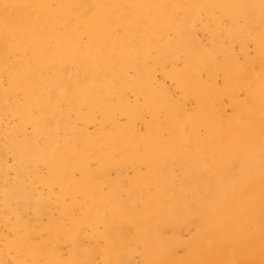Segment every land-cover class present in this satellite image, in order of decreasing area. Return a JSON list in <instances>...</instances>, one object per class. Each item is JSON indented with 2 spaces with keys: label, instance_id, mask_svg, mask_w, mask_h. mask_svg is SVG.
I'll use <instances>...</instances> for the list:
<instances>
[{
  "label": "bare ground",
  "instance_id": "obj_1",
  "mask_svg": "<svg viewBox=\"0 0 264 264\" xmlns=\"http://www.w3.org/2000/svg\"><path fill=\"white\" fill-rule=\"evenodd\" d=\"M46 1L0 2V63L1 57L6 56L8 51L3 47L5 36H14L16 30L42 32L43 37L47 36L48 27L42 24L46 15ZM59 1L65 9L67 21L74 14H77V21L86 22L91 18L86 7L94 6L95 1ZM126 1L117 0V3ZM132 3L133 14L130 6L120 10L119 15L115 16L122 19L124 38L121 39V33H118L109 43L101 47L92 46L84 54V57L93 56L100 51L113 49L119 57L114 68L108 69L111 71L108 75L95 71L100 67L99 62L93 67L88 66L92 72L84 73L81 70L82 76L86 74L85 84L88 86L84 101L93 109L102 108L101 113L107 116L108 112L104 109L109 101H106L102 85L112 91L122 90L127 70H131L129 86L140 87V94L146 98L145 108L150 119H157V104L165 118L146 127L145 139L140 135L137 138L131 136L126 130L119 132L115 140L104 130L108 127L115 132L117 124L107 120L100 123L101 127H97V132L92 128L91 135L82 131L70 134L63 130L60 135L54 136V132L59 129V122H65L67 112H63L62 108L72 101L70 90L65 85L55 87L53 81L49 82L50 78L49 81L45 80L41 89L50 91L54 88L55 92L40 96L32 77L35 68L30 62L24 60L11 70L8 74L13 83H18L20 92L25 93V99L5 103L0 88V115L16 116L19 121H29L35 132L30 138L9 145L10 169L15 176L13 181L10 182L7 178V163L0 159V205L9 209L13 216L8 229L11 235L4 244V248L12 253V258L8 259L7 253L0 251V264H252L247 258L248 252L255 251L254 255L261 257L260 250L264 248V112L261 107L264 101V61L258 66H252V61L245 59L244 64L239 65L236 57L245 52L242 43L249 37L256 40L264 37V0L128 2L129 5ZM34 6L39 8L35 18L32 11ZM217 9L233 22L234 28L224 33V39L229 37V40L239 46L236 53L225 46L222 39L218 43L216 38H212L209 46H201L197 41L194 34L199 23L197 17L203 14L211 21L215 20ZM17 18L34 20L40 25L35 30L31 24L24 26L21 22L17 23ZM112 18L114 15H103L104 22H94L93 26L100 24L98 30L106 33L113 28L109 22ZM143 26L147 28L146 34L142 33ZM41 39L32 47V53H35L32 60L37 61L43 53L46 64H54L56 67L61 64V67L55 68L59 74L62 61L57 56L58 50H52L46 38ZM60 41V38L55 39L58 47ZM253 46L255 50L259 43L255 42ZM179 53H182L185 62L180 63L176 71L166 66L167 69L163 68L162 74L177 83L180 96L190 95L194 98L193 118L184 113L185 109L181 104L176 103L167 109L168 98L163 92V86L158 84L151 88L148 81L153 78V72L144 66L146 61L161 56L171 61ZM216 54L219 56L215 70L216 65L211 64V61ZM197 62L201 65L197 66ZM207 72L212 76L219 72L229 81L228 88L217 91L216 83L212 80L204 82L201 73ZM95 80L102 84L94 85ZM25 86L28 88L24 91ZM72 89L76 90V87L72 86ZM12 91L13 88L9 91V96L17 89ZM240 91L253 99L254 110L247 114L242 113L237 101ZM223 96H226L233 109L227 122L222 120V116L217 118L220 114L217 105ZM30 98L36 101L33 106L28 107L27 101ZM100 100L104 102L100 103ZM122 103L120 105L118 102V112L133 122L135 112L129 110L131 108L127 107L123 97ZM152 106L154 109H151ZM45 107L47 109L42 110ZM190 121L196 129L200 128L205 132L202 152L212 157L211 167L201 159V153L187 154L182 147L184 134L185 139L194 140L187 130ZM158 126L165 133L167 147L164 150H160L154 142ZM85 135L88 142L82 139ZM98 136L101 144L108 145L109 155L117 167L123 161L134 164L135 160L132 159L135 153L130 152V144H135V141L140 144L138 162L144 171L139 176L134 174L130 185L126 184L124 190L123 186L117 190L115 181L108 177L98 178L99 172L90 173L83 166L71 163L75 155L74 148L88 146L89 143L92 147L91 158L94 161L101 160L105 166L104 148L94 142ZM37 140L40 142L38 146ZM228 141V152L226 156H222L219 154V146L228 145ZM118 142H127V150H117L121 145ZM76 157L81 158L78 155ZM194 161L200 162L198 168L194 167ZM173 163L175 168H172ZM42 166L47 170V174L43 176L38 174ZM109 166L99 169L106 173ZM75 170L79 176L76 181L70 178ZM200 170L208 174L207 189L199 186L196 181V174ZM136 184H142L152 191L142 197L144 200L137 199L138 203H135L138 193ZM37 186L41 191L44 189L45 193L37 191ZM205 190L212 196L219 192H224L225 196L213 197V200L210 199L211 196L203 198ZM133 201L135 208H140L139 210L134 209ZM18 204L22 208L31 204V217L27 221H23L22 213H18ZM49 206L57 211L55 220L46 217L47 213L49 215ZM189 221L193 223L190 225ZM156 222L163 228L171 225L176 229L173 231L169 227L170 232L164 237L156 228ZM97 226L102 227L101 232L97 231ZM188 227L192 233L188 239H181L180 231ZM82 231L94 239V244L85 253L84 262L74 253H70L65 262L54 256L59 251L55 244L60 238L74 239ZM127 246L131 247L130 252ZM177 249L180 255H176Z\"/></svg>",
  "mask_w": 264,
  "mask_h": 264
},
{
  "label": "rangeland",
  "instance_id": "obj_2",
  "mask_svg": "<svg viewBox=\"0 0 264 264\" xmlns=\"http://www.w3.org/2000/svg\"><path fill=\"white\" fill-rule=\"evenodd\" d=\"M2 0H0L1 2ZM95 1L94 6H87L86 10L90 13L91 18L88 19L86 22L77 21L76 15H71L68 18L65 16V9L62 6V2L59 0H47L44 4V8L46 11V15L43 18L42 24L46 25L48 27V34L46 37L42 36V32H22L19 30H16V34L14 36H5L4 41V48H7L8 51L6 53V56L1 57V63H0V88L2 90V97L4 98L5 103H11V102H18L19 100L24 98V92H20L18 88V83L12 81L11 75L8 74L11 70L14 68H17L18 64H21L24 60L27 62H30L31 66L35 68V73L32 75L33 79H35V84L38 88L39 95L44 96L46 94L54 93V88L52 90H46L41 89L42 85L45 83V80H48L51 78L50 83L53 81L55 83V87L59 85H65V87L70 90V93L72 94V101L71 103L65 104L66 106H63L62 111L67 112V116H65V122L64 124L59 122V129H57L54 132V136L60 135L63 130L74 134L78 131H82L86 135H91L92 128H94L97 132V127H101V124L103 120L108 121H115L117 124V131L113 132L111 128H106L104 131L108 133V135L115 139L118 138L119 132H126L128 130L129 135L136 136V138L140 135L142 139L147 138V130L146 127L150 124H153L154 122H161L165 118V114L160 110V107L157 104V110H158V116L156 120L150 119L149 115L146 113L145 108V95L140 94V87L139 88H132L129 86L130 77L132 76L131 70H127V77L125 78V83L123 85L122 90L120 91H112V89L106 87L105 85H102L105 88V96L106 101H109V105L106 106L104 110L108 112L107 116L104 117L101 113L102 108H91V106L84 101V98L87 96L86 88L88 86L85 84V76H82L81 70L85 72H92V69L90 67L95 66L97 62L100 63V67L104 68L107 72L101 70L100 67L96 68L95 71H100L104 75H108L111 73V71H108L111 67L114 68L115 64L118 63L119 57L117 56V52H115L113 49L110 50H104L98 52L96 55L93 56H87L84 57V54L91 49L92 46H98L101 47L102 45H105L109 43L118 33H121L120 38L123 39V30H122V24H121V17L116 18V15H119V11L123 10L124 8L127 9L131 6L130 10L134 11L133 3L132 5H129L128 2L130 0H127L126 2H119L117 3V0H93ZM32 11L34 12L33 18L36 17L39 13L38 6H34L32 8ZM32 11L27 10V12L32 13ZM115 11V13L112 12ZM137 13V12H136ZM103 15L110 16L114 15V18H112L111 22L113 25L112 30L108 32H102L98 30V26H93L94 22H104ZM147 17V13L144 14ZM201 15V16H200ZM197 17V21L199 22L197 24V27L194 31V34L196 35L197 41L201 44V46H209L211 43L212 38H216L218 40V43L221 42L219 39H222L223 44L225 46H229L232 48L233 52L236 53L239 50V46L234 43L233 40H229V37L224 39V33L231 31L234 28V25L232 24V20L230 18H225L221 12L220 9H217L215 13V20H210L209 17L203 16V14H200ZM25 16V15H21ZM20 16V17H21ZM178 18L180 15H176ZM0 19L2 17L0 16ZM16 22H21L24 26H28L31 24V26L37 30V27L40 25L36 21H29L25 18H19L16 19ZM263 23H264V17H263ZM201 24V25H200ZM260 25V24H259ZM147 28L143 26L142 33L146 34ZM41 38H46L49 41V45L52 48V50H58V58L62 61V68L61 72L57 74L55 68L61 67V64L59 67H56L54 64L48 65L46 64V58L44 54L38 58L37 61L32 60L31 57L35 55V53H32V47L37 43L39 40L41 41ZM61 39L60 46L58 47L56 45L55 39ZM45 39V40H46ZM77 39V44H76ZM75 41V43H72ZM136 43V40H134ZM258 42L259 46L255 47L254 50V43ZM242 47H245V52H241L236 57V62L239 65L244 64V60H251L252 66H258L262 64L264 61V37L256 40L252 36L249 37L247 40H245L242 43ZM219 55L216 54L214 59L211 61V64L216 65L215 70L217 69V57ZM182 53H179L173 60L168 61L165 56H161L158 58H153L151 60H148L145 62L144 66L150 68L153 72V78H151V88H155L158 84L163 86V92L166 94L168 98L167 103V109H169L174 104H181V106L184 107L185 111L184 113L188 116L190 114V118H193V112H194V98L190 95L186 96H180L179 95V89H177V83L174 80H171L170 78L165 77V74H162L163 68L167 69L166 66H170L172 71H176L179 69L180 63H184L185 60L182 58ZM88 60V62H85ZM37 62V63H36ZM197 66H200L201 63L197 62ZM90 66V67H88ZM225 69V68H224ZM212 70V67H211ZM226 70V69H225ZM257 70V69H256ZM11 73V72H10ZM93 75V74H92ZM91 75V76H92ZM203 77L204 82H211L216 83V90L217 91H224L229 86V81L226 80L224 76H222L219 72L215 76H212L210 72H207L205 74L201 73ZM208 75V76H207ZM94 85L99 86L102 83L99 82V80H95L93 82ZM72 86L76 87V90L72 89ZM13 88V91L15 88L17 91H12L13 93L9 96V91H11ZM28 86H25L24 91L27 90ZM60 89V88H59ZM131 91H130V90ZM26 94H28L26 92ZM121 94V96H120ZM38 95V98H40ZM26 96V95H25ZM122 97L124 100H126V105L128 108H131L129 110H132L135 112V120L131 122L128 120L125 116H123L121 113L118 112V102L119 104L122 103ZM25 99V98H24ZM35 99H28V107L33 106L35 103ZM237 101L240 104V108L242 113L247 114L250 111L254 110L252 101L253 99L246 97L244 95L243 91H240L237 96ZM104 101L100 100V103ZM99 103V104H100ZM218 108H220V114L217 116H222V120L227 122L229 118L233 114V109L230 107V103L226 96H223L221 101L217 105ZM262 110L264 112V101L261 103ZM49 108V107H48ZM47 109L45 107L42 110ZM151 109H154V106L151 107ZM110 117V118H108ZM111 119V120H110ZM91 122V124H88V122ZM21 123V124H20ZM100 124V125H99ZM99 125V126H98ZM258 127V126H257ZM158 133L156 134V139L154 142L160 147V150H164L167 147V142L165 139V133L161 129V127L158 126ZM187 130L191 132L194 140L190 141L188 139H185V134L183 135L182 140L184 141L183 148L186 151V153L200 155L201 153V159L205 161L209 167L212 166L213 160L212 157L206 155L205 152H202L203 149V135H205V132L203 129H196L193 122L190 121L187 125ZM34 129L30 125L29 121H19L16 116H4L0 115V159L4 160L8 165L7 170V178L10 179V182L13 181L15 178L13 171H11L10 166V156L11 152L9 148V145L13 142L26 140L31 137V135H34ZM264 133V132H263ZM83 136L82 139L86 140L88 142L87 137ZM104 138V136L102 137ZM116 140V139H115ZM94 142L98 145L104 148V155L106 158L105 166L102 165L101 160L94 161L91 158L90 151L92 149L91 145L88 143V146L80 145L75 147L73 152L75 155L72 158L71 163L76 164V166H83L85 171H88L90 173L99 172L97 174L98 178L102 177H108L110 180L115 181V186L117 190L121 186L130 185L129 182L131 178L134 176V174L137 173V175H141L144 171L143 167L141 166L140 162H138L139 158V147L140 144L135 141V144H130V148L132 153L134 154V157L132 160H135L134 164L128 163L126 161H123L121 166L117 167L114 165V161L109 155L108 152V145L101 144V138L98 136L94 139ZM121 145L117 148L119 151H126L127 150V142H118ZM220 143H222V140L220 139ZM40 144V142L37 140V146ZM230 145V141H228V145H220L219 146V154L222 156H226L228 152V146ZM76 155H78L81 158H77ZM158 156V155H157ZM264 157V154H263ZM173 162V161H172ZM65 163H69V161H65ZM112 166H109V165ZM194 167L198 168L200 165L199 161H194ZM107 167L106 173H102L99 167ZM172 168H175L174 163L172 165ZM47 170L44 166H42L38 174L43 176V174L46 173ZM80 174V173H79ZM176 176H179V174H176ZM197 178L196 181L199 186H203L206 188V181L208 178V174H205L203 170H200L199 174H196ZM70 178L73 180H77L79 178L78 172L75 170L73 174H71ZM123 181V183H121ZM191 182V181H190ZM189 182V184H190ZM122 184V185H120ZM181 185H184V183L181 182ZM37 191H41V188L37 186ZM135 189L138 192L136 194L135 201L137 199L144 200V198L149 194L152 193L151 188H146L142 184H136ZM207 189V188H206ZM135 191V193H136ZM147 191V192H145ZM40 193H45V190L43 189ZM211 196L210 199L213 200V197H223L225 196L224 192H219L216 196H212L211 193L208 190L203 191V198ZM132 203V206L137 211L140 208H135L134 202ZM135 203H138L136 201ZM16 209L19 214L22 213L24 220L27 221L31 217V204L28 206L22 208L19 204L16 206ZM49 210V215L47 213V219L55 220L57 218V211H55L51 206L48 207L47 212ZM197 210V209H196ZM46 215V214H45ZM77 216V215H76ZM187 217V216H186ZM185 217V219H186ZM13 220V216L11 215V211L2 205H0V251L4 252L8 259L12 258V253H10L7 249L4 248L5 242L10 238V232H8L9 226ZM46 220V218L44 219ZM156 222L155 226L159 230L160 233H163L164 237H167L169 234V227L173 229V231L176 228H173L171 225L169 227L163 228L161 224H157ZM193 221H189L188 224H192ZM97 231H102L101 226H97ZM192 233V230L190 227L187 229H183L180 231V234L182 235L181 239H188L190 234ZM89 234L85 231H82L78 236H76L74 239H67L64 240L63 238L59 239V242L56 243L55 247L59 249L57 253L54 254L55 257H60L63 262L68 260V257L70 253H74L79 256L81 262H84L85 259V253L89 251V248L91 245L94 244V239L89 238ZM37 241V240H36ZM91 243V244H90ZM129 252L131 251V247L127 246ZM263 250H260L261 257L258 258L256 255H254L255 251H251L247 253V258L252 261V264L255 263H263L264 262V248ZM263 252V254H261ZM181 253L179 250H176V255H180ZM75 255V256H76ZM259 255V256H260ZM137 261V260H136ZM133 261H131L132 263ZM40 263V261H39ZM41 264V263H40Z\"/></svg>",
  "mask_w": 264,
  "mask_h": 264
}]
</instances>
